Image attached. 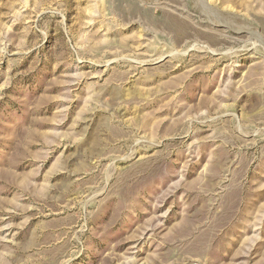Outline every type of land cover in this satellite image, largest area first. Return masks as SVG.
<instances>
[{
	"label": "rangeland",
	"instance_id": "rangeland-1",
	"mask_svg": "<svg viewBox=\"0 0 264 264\" xmlns=\"http://www.w3.org/2000/svg\"><path fill=\"white\" fill-rule=\"evenodd\" d=\"M0 264H264V0H0Z\"/></svg>",
	"mask_w": 264,
	"mask_h": 264
}]
</instances>
